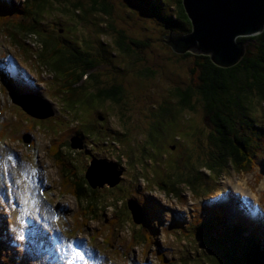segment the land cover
<instances>
[{
	"label": "rangeland",
	"instance_id": "374dc122",
	"mask_svg": "<svg viewBox=\"0 0 264 264\" xmlns=\"http://www.w3.org/2000/svg\"><path fill=\"white\" fill-rule=\"evenodd\" d=\"M5 1L0 0V10ZM105 1L110 5L108 13L87 12L83 18L72 11L59 17L64 22L58 28L69 36L68 48H90L100 61L94 70L98 79L112 84L113 75L120 79L126 74L122 89L128 98L123 110L116 101L103 103L92 96L95 90L88 86L90 78L83 76L75 82L67 71L65 75L66 68L50 55L51 44L41 51L44 43L33 36L18 34L10 26L5 31L0 28V67L7 74V80L0 77V264H161L157 252L167 264H248L247 248L264 251V139L256 165L249 172H236L228 166L221 176L200 169L202 176L194 177L208 159V151L214 150L208 141H198L213 129L206 124L205 132L193 133L191 124L187 128L182 123L179 111L169 105V112L160 110L162 105L175 103L167 93L172 87L184 88L194 61V57H181L164 44L163 36L169 35L164 18L175 13L172 4L176 0H162L161 15L155 14L149 0ZM10 2L12 6L22 4L21 0ZM27 2L18 6L16 15L22 16L21 9L31 8V33L47 34L36 27L39 17L55 34L61 31L54 24L53 17L58 14L52 12L53 2L47 4L45 13L41 12L45 0ZM80 2L85 6L89 0ZM65 5L58 3L60 8L65 9ZM120 33L128 42L145 41L141 48L130 43L134 46L132 56L138 55L136 67H147L146 77L129 73L130 56L115 43ZM124 67L125 72L121 71ZM150 68L154 69L152 74ZM14 93L41 95L53 107L54 116L42 120L29 117L12 102ZM252 105L251 116L264 128V106L257 98ZM203 111L197 104L189 118L202 125ZM103 116L108 118L109 131L102 129L103 136L86 146L96 156L121 163L125 175L120 189L99 190L96 203L104 207L96 209L98 219L91 216L74 222L78 205L71 194H60L58 170L46 156L47 148L52 139L63 141L67 172L78 174L84 155L67 145V133L80 128L79 117L86 125V120L101 121ZM147 121L152 127L157 123L162 126L150 140L138 135L135 128ZM84 131L90 132L86 127ZM184 152L190 155L194 170L183 166ZM127 195L135 197L143 208L145 218L140 225L131 221L124 199L120 200ZM116 217L121 226L105 244L106 233L98 235L99 228L104 219ZM142 224L152 227V245L147 252L143 244L131 249L127 245L131 232L136 233Z\"/></svg>",
	"mask_w": 264,
	"mask_h": 264
},
{
	"label": "trees",
	"instance_id": "16d2710c",
	"mask_svg": "<svg viewBox=\"0 0 264 264\" xmlns=\"http://www.w3.org/2000/svg\"><path fill=\"white\" fill-rule=\"evenodd\" d=\"M27 1L29 0H23L22 4L26 5L28 3ZM49 2H53L52 12L57 13L61 18L66 16L68 12L72 13V11L77 12L79 15L83 16V18H87V12L106 14L109 11L108 6H110L105 0H89L88 5L85 6H83L80 0H45L41 12L45 13V11L49 10L47 9V4ZM58 3H62L63 6L66 4L67 8L66 5L65 9L60 8ZM149 4L155 14L157 12L160 13V15L162 14L160 11L161 8L159 9V7L162 6V0H149ZM20 5L12 6L10 0H6L5 6H1L0 28L3 31L13 27L17 32L19 30L29 33L34 29L33 26L30 25L31 20L29 19L31 8L26 7L24 10L21 9L23 13L22 16L16 15L17 11L20 10L18 9ZM172 7L175 13L167 15L165 18L163 17L166 21L168 33L170 34V30L172 34L177 35H184L190 32V19L183 8L181 0H176L175 3L172 4ZM153 11L152 13H154ZM73 20L74 19L71 21ZM40 21H42V19L39 17V20L36 22V27L41 30L45 29L47 31L45 35L48 36L49 31L54 28H48L49 25H43L42 28ZM58 23L59 25H55L56 28L63 24V22ZM72 26L73 25L69 26V29H71ZM148 38H150V41L151 37ZM127 39L126 35L120 33L115 42L116 46L123 53L130 56L127 57L130 59L129 64L131 65V71L129 73L141 72L139 67H136L137 62H135L136 59H138V55L132 56L134 52V46L132 44L136 45L137 48H141L146 43L145 41L131 39V44ZM237 40L248 42V44L243 57L237 64L231 67H219L215 65L208 55H194L190 51L181 54L176 53L181 57H194L193 64L189 69L191 77L184 88L172 87V90L168 91L167 97L174 100L175 103H167L160 106L162 113L169 112L167 105L170 106V109L179 111L182 123L187 125V128H191L189 126V124H191L194 129L193 133L198 134L199 132H205L203 128L206 124L211 126L213 132H206L207 135H204L205 139H200L198 144L208 141L214 147V150L208 151V159L204 162V167H206L210 173H215L217 176L223 175L219 173H221L223 169L228 170V166H231L236 172L244 173L253 169L256 165L259 145L261 146L260 143L264 139V128L251 116L253 98L260 100V104L264 106V29L256 35L241 37ZM13 41L16 42V38ZM164 44L169 47L166 42H164ZM250 46L252 49L249 48ZM87 49L89 51L90 48L87 47ZM58 60H60L59 57ZM69 60L70 57L67 55V58L59 61L60 66H62L63 69L67 67V73L74 77L75 82H78L81 79V74L77 76L73 74V70H70ZM124 62L125 60H123V63ZM87 64L89 67H93L96 65V62L90 60ZM144 70H146L144 73H148L147 67H143V71ZM121 71L125 72V67ZM153 72L154 69L150 68L149 74ZM137 74L138 73H136V75ZM125 76L126 74L120 78V83L125 79ZM112 79L117 80L118 78H116V75H113ZM73 83L70 84V87L74 90L75 86H73ZM95 84L97 87L106 85L99 93V96L111 98L113 101H116L117 97L122 92V87L118 84H113V81L112 84H108V82L106 83L98 79L97 83L96 80H94L93 87H95ZM73 90L72 93L75 94ZM100 100H103V98H100ZM197 104H200L204 110L202 125H196L194 119L189 118V113L196 110ZM143 126L145 125L143 124ZM161 127L159 123L153 125L151 134L158 133ZM62 142L63 141L59 142L56 139L50 140L46 152V156L52 161L54 166L57 167L59 174V191L61 194H71L78 205V211L73 220L74 222L75 220H81L91 216L96 220L98 219L96 216V209L98 207L102 209L104 206L103 204L96 203V201L99 200V198H97L99 195L89 197L87 194V189H89V187H86L83 176L77 178L76 174L71 170L66 172L67 165L63 159L64 153L61 150ZM192 142L193 139L190 138V150H193ZM197 175H202V173L198 172ZM84 198H86V202L83 204L82 200ZM119 219L118 217L104 219V224L99 228L98 235L106 233L103 239L105 243H110L113 232L118 231L119 226H121ZM149 229H151L149 226L143 229L139 227L136 231V233L139 232V236L137 237L136 233L131 232L127 243L129 249L143 244L146 246L145 251L147 252L152 245V241L150 240L152 237ZM143 240H145V242ZM157 254L161 264H167L163 262V256L159 252H157ZM245 261H247L248 264H264V251L262 252L259 249L258 251H254V248H247L245 251Z\"/></svg>",
	"mask_w": 264,
	"mask_h": 264
},
{
	"label": "water",
	"instance_id": "95a60500",
	"mask_svg": "<svg viewBox=\"0 0 264 264\" xmlns=\"http://www.w3.org/2000/svg\"><path fill=\"white\" fill-rule=\"evenodd\" d=\"M191 24L186 34L163 36L176 53L192 52L208 55L219 67H231L238 63L245 53V42L240 37L252 36L264 29V0H181ZM29 101L25 102L23 99ZM31 117L45 119L53 115L46 101L30 95L14 101ZM31 102V104L29 103ZM23 140L25 137L22 138ZM71 147L80 148L79 142L71 139ZM113 162L93 159L87 168L85 178L92 188L104 184L119 183L121 170ZM95 182V183H94ZM128 209L136 224L143 216L135 200H127Z\"/></svg>",
	"mask_w": 264,
	"mask_h": 264
},
{
	"label": "flooded vegetation",
	"instance_id": "af4514ba",
	"mask_svg": "<svg viewBox=\"0 0 264 264\" xmlns=\"http://www.w3.org/2000/svg\"><path fill=\"white\" fill-rule=\"evenodd\" d=\"M68 13H70V12H68ZM68 13H67V15H68ZM53 18L56 20L54 22L55 25H59L58 22H64L63 20H60V18L58 16H54ZM57 19H59V21ZM41 27L43 28V25H41ZM57 30H61V31H57V33L55 34L53 32L54 29H51L49 31V33H48V36H46V35H40V38H39V40L42 43H44V46L45 47H49V44H51L53 46V50H52V52H50V55H52V56H54L56 58L59 57V59H60L59 61H61L62 59L64 60V58H62V57L67 58V55H68L70 57V60H69V64H70V67H71L70 70H73V74L75 76H77V75H79L81 73H83V74H91V71L93 69H95L97 67V64H98V60L94 56V54H92L91 51H88L87 46H84V48H82L80 51H78L76 49H73V48H68V45H69L68 42L70 40L68 38L69 36H67V33H64V30L63 29L57 28ZM239 41H241V40H239ZM90 60H93L94 62H96V65L93 66V67H89L87 63H89ZM66 63H67V61H66ZM140 70H141V72H139V71L136 72V73H138L137 75H136V73H134L133 75L136 78H144V77H146V75L144 73L146 70L143 71V67ZM66 71H67V67L65 69V72ZM94 78L96 80V83L98 82V77L96 75L95 76H92L91 77V80H90V86H89V88H91V87L94 88L95 89V92H94L93 95H92L91 92L90 93L87 92L88 95L90 94V95L94 96L95 98H103V100L101 101L103 103L110 102L109 100H112L113 101V99H111V98H108V97L105 98L104 96H99V93L102 91L103 88L106 87V85L105 86L97 87V85L95 84V87H93ZM116 78H117V76H116ZM112 81H113V84H118L121 87H124L123 86V82H121V83L119 82V81H121L120 79H117V80H113L112 79ZM121 91H122L121 94L116 99V103L118 104L120 110H123L125 108V106H126L125 100L128 98V94H126L123 91L122 88H121ZM70 99H71V97H70ZM108 109L111 110V108H108ZM103 117L104 118L101 121H99V120H95V121H93V120H86V125H84L82 123V120L79 117L78 120L80 121V128L74 129L73 132L68 131V133H67L68 139H76V140H79V144L82 147V149L76 150V153H79V151H82V155H84L83 160L80 161V165L78 167L79 173L76 174L75 170H72V172H74L76 174L77 178H79L80 176H83V179L85 181L86 187H89V189H87V194L89 195V197H91V196H97L99 194V190L102 189L103 187H105L107 189L108 188H113L115 190L120 189L119 187L122 184V182H123V176L125 175L121 163H118L117 162L118 167L122 169V174H121L119 183L116 184V185H114V186L104 185L102 188H91L88 185V183L86 182L85 178H84V173L87 170V168L89 167V163H90V160L92 158L107 160L104 157L96 156L95 155L96 152H93L92 150H89L88 149V146H86V145H88V141L94 142V139L95 138L103 136L102 129H103V131H107V132L109 131V130H107L108 129V126H106V123H107L108 118L106 116H103ZM150 123H151V121H147L146 123H143L145 125V126H143L144 128L137 127V126L135 127L136 130H139L138 131L139 132L138 135H140V136H142V137H144V138H146L148 140H150L151 135H152L151 134L152 126H151ZM85 127H86V129L89 128L90 132L85 133V131H84V128ZM67 145L69 146V142L67 143ZM176 149L178 150L179 148H176ZM187 152H184L183 153V158L186 159V164H184L183 166L185 168L189 169V170H190V168L192 170H194V165L191 164V157H190V155L186 154ZM87 154L90 155V156L87 157L86 156ZM107 161H112V160H107ZM66 172H67V170H66ZM197 173H198V171H196V173L194 174V177H197L198 176ZM164 188L165 187H162V189H164ZM127 196H129V197H127ZM127 196H123L122 198H120V200H123L124 199L125 204H126V200L131 199V198H135V197L130 196V195H127ZM116 201L117 200H114L112 202L115 203ZM137 202H138V200H137Z\"/></svg>",
	"mask_w": 264,
	"mask_h": 264
},
{
	"label": "clouds",
	"instance_id": "9594fccd",
	"mask_svg": "<svg viewBox=\"0 0 264 264\" xmlns=\"http://www.w3.org/2000/svg\"><path fill=\"white\" fill-rule=\"evenodd\" d=\"M21 2L23 3V0H21ZM12 3V2H11ZM14 5V4H13ZM59 17V16H58ZM48 18H50V17H48ZM47 18V19H48ZM47 19H46V21H47ZM63 20V19H62ZM18 34H21L22 32L21 31H19L18 30V32H17ZM28 35H31V36H33L34 38H36L38 41H40L39 40V38H40V36L37 34V33H35V32H33V33H31V32H29V33H27ZM5 35H7L6 34V32H5ZM41 42V41H40ZM27 44H29V45H31L29 42H26ZM41 51L42 50H44L45 49V46H42L41 48ZM42 54H43V52H42ZM40 58V57H39ZM70 65V64H69ZM3 66V65H2ZM98 66V65H97ZM3 68H1L0 67V77H2L3 78V80L5 79V80H7V74H4V72H3ZM94 70L95 69H93L92 71H91V74H83V73H81V78L83 77V76H86V77H88V79L90 78L91 79V77L92 76H95V75H97L95 72H94ZM65 75H66V72H65ZM80 75V74H79ZM35 78V77H34ZM94 80H95V78H94ZM16 82H18V81H16ZM94 83V82H93ZM78 84H80V82L78 83ZM88 86H90L89 84H88ZM92 89H94V88H92ZM95 90V89H94ZM2 91V90H1ZM28 92V91H27ZM85 92V91H84ZM89 92V91H88ZM27 95H30V96H33V97H36V98H42L44 101H46L43 97H41V95H39V94H32V93H25V94H20V95H16L15 93H14V95L12 94V97H13V103H15L14 101H16V100H18V98L19 97H23V96H27ZM73 95H75V94H73ZM11 97V98H12ZM23 101H25L24 99H23ZM27 101H29L28 99H27ZM27 101H25V102H27ZM48 104H50L48 101H46ZM51 102V101H50ZM16 104V103H15ZM17 106H19L18 104H16ZM20 108H21V106H19ZM50 107H51V109L53 108L52 106H51V104H50ZM22 109V108H21ZM22 111L24 112V110L22 109ZM25 114H27L26 112H24ZM54 113L55 112H53V115L52 116H50V117H53L54 116ZM28 115V114H27ZM29 117H31L30 115H29ZM50 117H48V118H50ZM32 118H34V117H32ZM35 119H38V118H35ZM45 119H47V118H45ZM42 120V119H41ZM73 126H75V125H73ZM76 127V126H75ZM77 128V127H76ZM71 139H68V142H69V146L71 147V141H70ZM76 140V139H75ZM77 141V143L79 142V140H76ZM63 147V146H62ZM62 147H61V150H62ZM73 150H80V149H82V147L80 146V148L79 147H76V148H73V147H71ZM77 154V153H76ZM93 159H96V158H92L91 160H90V163H89V166H90V164H91V161L93 160ZM98 160H104V159H98ZM104 161H106V162H113V163H115L116 165H117V170H121L122 171V169L121 168H119L118 167V164H117V162L116 161H107V160H104ZM112 163V164H113ZM205 166V164H203L200 168H199V170H198V172L200 173V169H203V170H205V171H207L209 174H212V173H210L209 172V170L208 169H206V167H204ZM203 167V168H202ZM72 171V170H71ZM87 171H85V173H86ZM85 173H84V178H85ZM122 174V173H121ZM213 175V174H212ZM211 175V176H212ZM202 176V175H201ZM210 176V175H209ZM120 177H121V175H120ZM85 180H86V178H85ZM86 182H87V180H86ZM88 183V182H87ZM95 183V182H94ZM59 185V184H58ZM88 185H89V183H88ZM104 185H108L107 183L106 184H104ZM90 186V185H89ZM91 187V186H90ZM92 188V187H91ZM96 188H102V187H96ZM163 191H165V192H168V190H166L165 188L164 189H162ZM60 192V191H59ZM173 191L171 190V193H172ZM61 194V193H60ZM63 194H66V193H63ZM169 194V193H168ZM131 199H133V200H135V203L136 204H138L139 205V207H140V210H141V212H142V216H143V219H142V221L144 220V218H145V215H144V211H143V208H142V206H141V204L139 203V202H137V200L135 199V198H131ZM76 202V201H75ZM125 206H126V208L128 209V206H127V200H126V204H125ZM128 211H129V213H130V217H131V221L133 222V223H135L134 221H133V219H132V215H131V212H130V210L128 209ZM97 216V215H96ZM92 218V217H91ZM97 218H98V216H97ZM72 219H73V217H72ZM93 220H95V219H93ZM142 223V222H141ZM141 223H139V224H136V225H140ZM144 227H146V226H143V224H142V229L144 228ZM148 227V226H147ZM149 227H151V226H149ZM152 228V227H151ZM139 229V227L137 228V230ZM2 235V234H1ZM142 245V244H141ZM146 252V251H145ZM25 264V263H24Z\"/></svg>",
	"mask_w": 264,
	"mask_h": 264
},
{
	"label": "bare ground",
	"instance_id": "6f19581e",
	"mask_svg": "<svg viewBox=\"0 0 264 264\" xmlns=\"http://www.w3.org/2000/svg\"><path fill=\"white\" fill-rule=\"evenodd\" d=\"M31 173H32V170H31ZM29 177H31V175L29 176ZM32 181V180H31ZM55 215V214H54ZM51 216H52V214H51ZM54 217L52 216V219H53ZM53 221V220H52ZM104 242V241H103ZM105 243V242H104ZM105 244H107V243H105Z\"/></svg>",
	"mask_w": 264,
	"mask_h": 264
}]
</instances>
